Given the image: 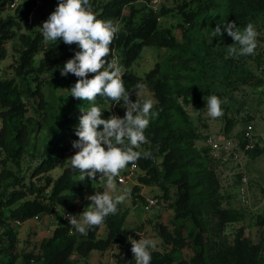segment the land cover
I'll use <instances>...</instances> for the list:
<instances>
[{
	"label": "trees",
	"instance_id": "16d2710c",
	"mask_svg": "<svg viewBox=\"0 0 264 264\" xmlns=\"http://www.w3.org/2000/svg\"><path fill=\"white\" fill-rule=\"evenodd\" d=\"M51 1L58 3V0ZM6 2L7 0L2 5ZM89 2L97 19L123 21L110 45L111 51L106 59L110 62L114 51L122 56L121 64L126 69L123 76L126 90L132 93L140 84L146 82L157 100L152 111L158 115L150 118L149 127L144 132L148 143L151 144L147 151L151 156L142 157L136 163L139 168L145 170L146 174L142 179L146 183L155 179L166 193L175 187V228L170 231L162 227V234L171 244V249L165 252L149 249L150 264H264L262 242H254L250 235L246 234L244 227L237 230L233 241H229L224 235L228 223L240 220L242 213L224 207L220 178L214 166V158L208 153L210 147L207 151L199 149L193 143L200 135L184 105L191 102L198 108H203L209 95H216L221 99L224 93L215 88V83H218L215 79L217 72L223 74L220 85L225 83L232 90V77L236 75L238 68L243 67L242 72L246 70L244 65L235 63L238 60L234 56L228 55V46L235 41L227 35L223 26L221 28L223 36L214 37L218 42L216 50L210 49L205 33L192 30L202 25L212 36L213 28L218 23L226 21H234L241 31L248 23L255 27L258 21H264V0H190L189 3L185 1L179 9L190 26L185 33L184 42L179 41L171 29L161 26L162 9L158 13L148 9L147 13L136 20V12L140 11L134 7L137 0H89ZM30 6L28 1L19 6L17 9L19 18L0 19V56L5 53L4 44L16 35L14 26L21 28L22 22L27 20ZM214 6L221 8L215 21L210 15ZM128 7L131 11L127 16L125 10ZM148 45L168 47L171 54L162 62H157L156 66L141 79L130 73L129 69ZM47 47L40 34L21 35L18 59L20 76L26 77L32 70L42 74L52 71L60 63L65 64L76 51H79L76 44L61 43L63 62L61 58L49 56L41 58L39 65L35 66V57ZM259 56L263 59L264 50ZM208 57L221 61L224 67H218L207 59ZM193 61L196 65L192 64ZM93 75L88 74V78H92ZM73 78L71 87L77 81V77L73 75ZM16 92L18 91L15 83L0 79V105L3 107L0 114L3 120L0 144L20 165L19 157L26 146L24 137L27 129L34 128L35 124L49 125L50 130L46 139L34 153L30 164L34 176L49 172L64 163L67 150L72 147L73 141L78 139L75 131L80 116L84 114L82 110L87 111L93 103L100 108L105 102L111 101L106 96H97L94 102L73 97L69 109L58 114L51 125L50 121L45 120L44 123L37 120L34 123L31 117L26 118L28 110L26 102L19 92ZM33 92L43 98L44 93L40 88L34 89ZM221 101V106L227 104L223 102L224 100ZM125 112V108L120 109L122 117ZM230 126L228 120L226 127L229 129ZM248 153L259 155L262 150L258 145ZM158 156L162 159L156 164ZM10 175L11 171H6V174L0 172V222L6 218L25 221L52 213L59 202L67 204L76 199L84 200L86 191L99 180L100 174H97L95 181L85 178L81 182L79 170L69 165L58 178L47 177L42 185H37L34 181L27 183L26 177L20 174L10 180L6 177ZM19 201H21L19 205L12 209L11 207ZM6 210H10V215H5ZM104 220L110 228L109 234L106 238H98L101 224L89 226L87 233L81 235L68 222V217H63L53 234L42 242L41 260L36 263L31 260L19 261L20 256L15 251L16 233L9 228L6 234L10 241L7 244L0 241V264H78L73 258L75 253L85 258L82 264H90L88 261L90 253L93 250L107 249L121 229L116 215L109 214ZM258 224L264 225V214L258 218ZM189 244L195 248V255L190 259L183 253ZM128 255L129 260L125 264H135L131 248Z\"/></svg>",
	"mask_w": 264,
	"mask_h": 264
},
{
	"label": "rangeland",
	"instance_id": "374dc122",
	"mask_svg": "<svg viewBox=\"0 0 264 264\" xmlns=\"http://www.w3.org/2000/svg\"><path fill=\"white\" fill-rule=\"evenodd\" d=\"M4 1L6 0H0V19H8L9 17L19 18L17 10L9 8L12 0H7L5 5H2ZM185 1L190 2V0H162L160 8L162 9L161 26L171 29L181 42L186 40L185 33L188 32L187 30L190 27L179 11L180 6ZM57 4L51 0H44V5L32 25L27 24L25 20L22 22L21 28L15 25L16 35L4 44L5 53L3 56H0V79L17 85V91L27 105L26 118L31 117L30 119L34 123L37 120L45 123L46 120L47 122L50 121L52 125L58 114L69 109L71 100L73 99L70 96L69 90L72 81H74L73 74L61 76L60 71L64 66L62 63L54 70L43 74L32 70L26 77H22L23 75L20 76L18 73L21 35L24 33L32 36L36 34L42 35L40 27H42L43 22L56 9ZM134 7L140 9L139 12H136V20L149 11L143 4L136 3ZM130 11L128 7L125 10V15L128 16ZM163 11L167 13H163ZM220 12V6H214L210 14L213 17L212 20L215 21L216 16ZM111 20L114 23H118L119 28L123 24L121 20ZM196 27L198 29L192 30L191 28L192 32L205 33L210 49L216 50L218 42L208 34L205 26L200 25ZM255 30L260 34L257 37L258 44L255 53L253 55H234L235 59L238 60L235 63L244 65L246 70L242 72L241 69L243 67L238 68L236 75L232 77V90L225 83L220 85L222 73L217 72L215 76V79L218 81V83H215V88L224 93L221 99L227 100V104L221 106L223 115L213 119L207 115L206 106L198 108L191 102L184 104L193 125L197 128L200 135L193 140V143L199 149H206L208 151L209 146L206 141L209 136H214L220 140L228 137L239 139L248 124H253L257 131L264 134V57L262 59L259 56L264 50L263 20L255 24ZM61 43H64L62 39L56 42L45 41L48 47L43 52L37 54L34 59V65L38 66L40 59L43 57L50 56L62 59L64 53L60 48ZM236 47L238 48L239 45H236ZM170 54L171 50L168 47L145 46L141 55L131 65L129 71L143 79L156 66L157 62H162ZM112 56L113 58L110 59V62L115 60L124 69L125 73L126 69L121 64L122 56L120 53L114 51ZM207 59H210L218 67H224L222 66V62L217 59L210 57ZM192 64L196 65L194 61ZM36 88H40L43 91V98L33 92ZM130 99L132 102H135L136 99L141 101L152 100L153 107L157 103L153 92L146 82L140 84L134 92L130 93ZM122 104L123 101L120 102L121 106L113 104L112 101L105 102L100 107L102 112L101 118L107 119L113 114L122 117L120 113V109L124 108ZM1 111H3V107L0 105V114ZM228 120L231 124L229 129L226 127ZM2 125L3 120L0 116V128ZM49 130L50 126L45 124L41 126L35 124L34 128L27 129L28 132L24 137V144L26 146L19 157L20 165L0 144V172L6 174V171H11V175L6 176L10 180L18 174L24 175L27 183L34 181L37 185L44 184L47 177L58 178L64 168L70 165L67 159L73 156L78 151L77 149L74 148V152L72 153H69L68 149L63 164L39 176L32 175L33 169L30 165L34 153L45 141ZM150 146V143H144L134 150L143 153L148 151ZM259 147L262 150V153L259 155L249 154L237 148L233 151L231 159L226 162L211 158L214 161V166L220 178L224 207L242 213L240 220L228 223L224 235L227 236L229 241H233L237 230L244 227L246 234L250 235L254 242H262L264 246V225L260 226L258 224V218L264 214V140ZM208 153L211 155L210 149ZM161 159V156H158L156 164L160 163ZM144 174H146L145 170L138 166L129 183L122 184L118 182V178L116 179L117 191L111 193V195L114 197H124L123 201L117 204V211L114 214L120 221L121 229L107 249L93 250L90 253L88 257L90 264L127 263L129 260L128 250L131 248V243L127 239L129 236L136 240L140 238L153 240L156 247L152 250L165 252L171 249V244L165 240L162 234V227H166L170 231H173L175 228L174 201L176 200V189L173 186L170 192L166 193L155 179H152V181L148 180L149 182L146 183L142 179ZM245 174L248 177V184L246 185L248 197L243 199L241 189L243 187L242 177ZM104 188V182L98 180L86 191L84 200L76 199L67 204L59 202L52 213L42 214L25 221H17L5 217L6 219L0 222L1 243L7 244L10 241L6 231L11 228L17 237L15 251L20 256L19 261L31 260L35 263L39 262L42 254V242L53 234L56 226L66 216V213L70 212L73 215H77V219L82 220L80 214L91 203L86 197L94 195L97 191L103 192ZM134 189L136 190L135 192L132 191ZM148 197L158 198V204L147 209L146 201ZM21 201L14 204L11 208L17 207ZM5 215H10V210H6ZM88 229L89 227H86V232L80 234L85 235ZM109 230L110 228L104 220L100 225L97 237H108ZM183 253L186 258L190 259L195 255V248L189 244L185 247ZM73 258L78 264H82L85 260L79 253H75Z\"/></svg>",
	"mask_w": 264,
	"mask_h": 264
},
{
	"label": "clouds",
	"instance_id": "9594fccd",
	"mask_svg": "<svg viewBox=\"0 0 264 264\" xmlns=\"http://www.w3.org/2000/svg\"><path fill=\"white\" fill-rule=\"evenodd\" d=\"M222 26L235 41L228 46L229 56L255 53L260 34L252 23H248L243 31L234 21L218 23L213 28L212 38L223 36ZM40 30L46 42L62 39L66 45L76 44L79 49L60 71L61 76L73 74L77 77L76 83L69 89L70 96L89 102H94L97 96H106L116 105L123 101L126 109L123 117L113 114L102 119L100 108L93 103L87 111L82 110L84 114L79 118L75 131L78 139L72 143L78 151L67 160L73 169L79 170L81 182L85 178L95 181L99 173V180L105 184L103 192L97 191L86 197L91 203L80 214L82 220H78L77 215H67L75 230L84 234L86 227L100 225L109 214H115L117 204L123 201V196L111 195L117 191L116 179L120 172L129 163L135 166L140 158L151 156L150 152L142 153L134 149L148 143L144 132L150 118L158 113L152 111V100L131 101L130 92L124 86V69L115 60L109 62L106 59L119 24L97 19L89 0H58L56 9L43 22ZM90 73L94 74L92 78H88ZM206 102L209 117L215 119L223 115L219 97L209 95ZM127 239L132 245L135 264H150L149 249L156 247L155 242L145 238L136 240L131 236Z\"/></svg>",
	"mask_w": 264,
	"mask_h": 264
},
{
	"label": "built area",
	"instance_id": "2783aa9c",
	"mask_svg": "<svg viewBox=\"0 0 264 264\" xmlns=\"http://www.w3.org/2000/svg\"><path fill=\"white\" fill-rule=\"evenodd\" d=\"M30 2V11L28 13V17L26 23L32 25L35 22V18L39 11L42 9L44 5V0H12L9 4V8L17 10L21 4L24 2ZM136 3L143 4L147 7V9H152L154 12L158 13L160 7L162 5V0H137ZM118 64V63H117ZM264 140V134L257 131L253 124H248L246 128L243 130L242 135L239 139H234L232 137H228L226 139L220 140L214 136H209L207 138V144L210 147L211 155L214 159L219 160L221 162H226L231 159L233 151L235 149H241L244 152L254 150L258 145ZM74 152V148H69V153ZM138 168V164L135 166L132 164L128 165L124 170H122L119 174L118 182L122 184L129 183L132 177L135 174L136 169ZM243 187L241 189V194L243 199L248 197L246 185L248 184V177L246 174L242 177ZM159 199L154 197L147 198L146 208L150 209L151 207L158 204ZM67 215H73L70 212L66 213ZM38 217V216H37Z\"/></svg>",
	"mask_w": 264,
	"mask_h": 264
}]
</instances>
